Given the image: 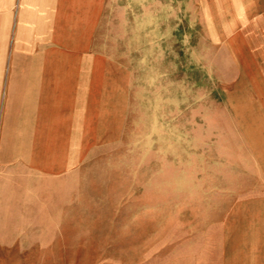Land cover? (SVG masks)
Instances as JSON below:
<instances>
[{
    "label": "crops",
    "instance_id": "1",
    "mask_svg": "<svg viewBox=\"0 0 264 264\" xmlns=\"http://www.w3.org/2000/svg\"><path fill=\"white\" fill-rule=\"evenodd\" d=\"M106 1L0 0V264H264V0H239L224 30L241 67L223 77L238 145L218 164L211 123L207 136L198 125L176 207L166 185L144 184L124 217L120 201L90 198L88 164L136 136L153 93L120 56ZM204 76L215 88L216 69ZM166 120L160 155L174 143L185 155Z\"/></svg>",
    "mask_w": 264,
    "mask_h": 264
},
{
    "label": "rangeland",
    "instance_id": "2",
    "mask_svg": "<svg viewBox=\"0 0 264 264\" xmlns=\"http://www.w3.org/2000/svg\"><path fill=\"white\" fill-rule=\"evenodd\" d=\"M240 2L106 1L111 9L110 16L114 21L111 31L120 56L127 57V63L132 60L130 64L138 71V84L146 88L147 83L148 92L153 94L145 97V103L139 101L137 104L136 136L133 137L130 129V140L121 145L115 155L90 159L89 174L85 177L90 198L120 201L121 217H124L128 215L129 199L144 197V184L153 189L166 185L169 205L176 207L178 168L195 166L192 156L199 151V145L195 144L196 136L200 135L198 125L202 127L201 136H207L211 123L216 133L218 164L224 162L220 158L227 151L229 154L238 145L236 119L240 113L229 104L232 97L228 96L223 77L241 68L235 60L236 54L230 47L225 48L224 31L230 22L234 25L238 22L239 16L234 12L238 11ZM209 24L217 26L216 48L209 46L214 39ZM150 44L152 48L148 47ZM212 66L216 69L217 79L213 81L215 88L211 86L209 91L207 87L203 88L207 82L204 73ZM163 98L166 103L161 105ZM166 119L173 135L176 125L183 128L185 155L176 154L175 143L169 145V155H160L162 145L158 129ZM201 151L203 154L204 148ZM200 162L207 167L208 160ZM148 194H152L153 199H160V192L154 190ZM188 214L186 208L185 216Z\"/></svg>",
    "mask_w": 264,
    "mask_h": 264
}]
</instances>
